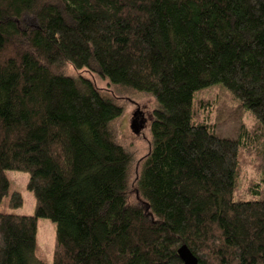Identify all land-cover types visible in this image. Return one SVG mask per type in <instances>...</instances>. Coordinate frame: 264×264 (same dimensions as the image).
I'll return each mask as SVG.
<instances>
[{
  "label": "trees",
  "instance_id": "16d2710c",
  "mask_svg": "<svg viewBox=\"0 0 264 264\" xmlns=\"http://www.w3.org/2000/svg\"><path fill=\"white\" fill-rule=\"evenodd\" d=\"M66 63L154 98L144 208L110 129L122 107ZM213 86L234 103L227 134L201 115ZM6 170L28 174L35 204L0 212V264H45L40 217L51 264H181V245L201 264H264V0H0V202Z\"/></svg>",
  "mask_w": 264,
  "mask_h": 264
},
{
  "label": "rangeland",
  "instance_id": "374dc122",
  "mask_svg": "<svg viewBox=\"0 0 264 264\" xmlns=\"http://www.w3.org/2000/svg\"><path fill=\"white\" fill-rule=\"evenodd\" d=\"M24 21L31 25L35 24L31 15L26 16ZM63 72L73 77L81 75L88 78L104 95L113 98L122 107L121 115L112 121L110 129L114 139L124 146L132 156L128 170L127 201L129 204H135L144 208V200L137 192L136 180L141 163L150 149L149 125L152 111L156 105L154 98L143 92L115 88L107 79L101 78L96 73L84 68L76 70L67 63L64 65ZM197 96L201 99L204 107L207 108L202 111L201 115L207 117L209 122L219 124L220 131L225 134L230 126L226 125L225 122L221 124V121H219L220 113H223L222 110L226 108L232 110L234 103L226 99L225 93L218 86L206 88L199 92ZM239 118L248 128L254 124L253 117L247 112L243 113ZM251 173L254 175V170ZM5 174L9 181V189L8 194L0 202V212L32 215L35 199L32 192L26 188L28 174L17 170H6ZM13 191H18L23 199L22 205L17 208H10L8 206L9 197ZM254 197L256 196L246 195L242 198L250 199ZM54 236V223L48 218H37L36 254L45 264L52 263Z\"/></svg>",
  "mask_w": 264,
  "mask_h": 264
},
{
  "label": "water",
  "instance_id": "95a60500",
  "mask_svg": "<svg viewBox=\"0 0 264 264\" xmlns=\"http://www.w3.org/2000/svg\"><path fill=\"white\" fill-rule=\"evenodd\" d=\"M177 255L181 264H201L186 245H181L177 249Z\"/></svg>",
  "mask_w": 264,
  "mask_h": 264
}]
</instances>
